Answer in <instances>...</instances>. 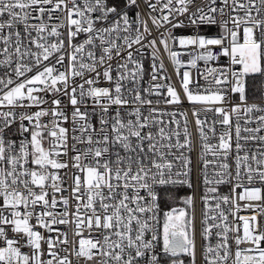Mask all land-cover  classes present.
Masks as SVG:
<instances>
[{
	"label": "snow or ice",
	"instance_id": "6c2138e0",
	"mask_svg": "<svg viewBox=\"0 0 264 264\" xmlns=\"http://www.w3.org/2000/svg\"><path fill=\"white\" fill-rule=\"evenodd\" d=\"M185 16L187 23L178 19ZM205 25L220 34H171ZM169 39L200 50L187 64L205 62L206 87L191 71L181 75L185 64ZM158 41L193 105L195 162L186 154L194 150L187 112L146 98L182 104L181 92L160 82L170 77L161 76ZM221 57L227 64L207 66ZM202 112L218 118L209 124ZM216 124L224 126L218 136ZM206 126L217 144L208 143ZM262 133L264 0H0V264H73V255L75 264L96 256L102 264H198L195 195L179 197L184 208L169 206L177 189L198 184L201 264H264L257 217L230 225L221 208L241 210L238 188L245 207L264 203V188L254 186L264 185ZM221 185L229 195L219 194ZM73 224L75 244L60 228Z\"/></svg>",
	"mask_w": 264,
	"mask_h": 264
},
{
	"label": "built area",
	"instance_id": "2783aa9c",
	"mask_svg": "<svg viewBox=\"0 0 264 264\" xmlns=\"http://www.w3.org/2000/svg\"><path fill=\"white\" fill-rule=\"evenodd\" d=\"M178 19H182L185 21V23H187V17H179ZM150 27H152V25H149ZM170 27V26H168ZM161 32H164L165 29H160ZM199 31L200 34L202 35H206L209 37H215L218 36L220 34V28L219 26H201L198 30L191 27V26H186V27H180V28H175V29H171V34L177 37L180 36H190V35H195L196 32ZM153 34L156 35L157 32L155 29H153ZM158 46L160 47V51L158 52V56L160 59L163 60L164 63V70L161 71V76L163 75H168L170 77V79L168 81H160L161 83H170L172 85H174L178 91L181 92V100H182V104L180 106H175V105H167L163 102V97L162 96H156V95H152V96H147L146 94V98L151 99L153 101V103L155 104L157 99L161 100V103L159 105H156L159 109L165 111V112H172V111H178V112H187L188 114V129L189 132L191 133V138L194 142V150L191 153H186L192 156L193 161L195 162L197 159V154L200 150V137H199V133H198V129L195 123V118L192 115V110H193V105L188 102L185 98H184V94L181 90V77L176 75L175 73V66L172 64L168 52H166L162 46L159 45V41H158ZM169 49L172 51H176L179 52L180 55V59L181 61L185 64V67L181 68L180 72L181 75L185 70L191 71L192 73V80L198 81L199 85L201 87H206L207 86V82L203 79V76L200 75L201 72L204 71L206 65L204 61H198L197 62V68H192L187 64V61L189 59H191V57L193 55L198 54V52L200 51L196 46H187V47H183L180 46L179 43L177 42L175 45L172 43L171 39H169ZM219 47H215L214 51L219 52ZM151 49H146L145 53H144V67H145V73H144V78L143 81H141V84L143 86V88H147L148 87V82L150 80V72H151ZM227 58L226 57H221L220 60L218 62H208V67H214V66H218V65H224L227 64ZM157 63H159V60L157 61ZM166 94V91L165 93ZM199 107V106H197ZM142 111H144L145 115H147V107H145L144 109H142ZM201 119H206L208 121L209 124H211L212 121L216 120L218 117L213 114L212 112H207L201 113ZM162 119L164 120H169L172 119L171 117L165 115L162 117ZM175 119L181 120V130L183 128V118L179 115H177L175 117ZM95 123V119L93 121ZM27 123V122H26ZM255 126V125H253ZM216 132H217V136L220 132L224 131V126L220 125V124H216ZM205 132L208 134L209 136V141L208 143L210 144H217L218 143V139L216 137L212 136V133L209 132L208 127H205ZM264 134V133H262ZM16 138V137H13ZM181 140H183V136H181ZM209 159H211L212 157L209 155L208 157ZM209 171L211 172V169H209ZM71 176V172H69V177ZM256 187H262L264 188V185H259L256 184L254 185ZM184 188H187L190 191V195H195V201H194V212H195V217H196V233H197V247H198V264H201V258L199 256V248L200 245L204 242L201 239L200 233L202 231V226H201V221L203 219V213L205 211V205L201 200V196L204 194V188L202 184H198L195 186L194 189H189L187 186H184ZM241 189H236V193H235V197H236V202L240 205L241 210L239 212H236L235 215L230 214L231 210H232V206L231 205H221V208L224 210L225 214L228 216V220L227 223L230 225H236V224H242V222L238 219L240 216H247V217H251V216H256L257 217V221L260 225V230L264 231V211H261L260 208L264 207V203H262L261 201H252L253 205H257L259 207H245V201H240L239 200V195L241 194ZM219 194L221 195H229L230 194V188L227 185H221L219 187ZM65 195H68V193H65ZM262 195H264V192H262ZM210 215H216L217 213L215 211L210 212ZM213 221H209V223H212ZM216 223H220L219 220L216 221ZM61 230L63 231H67L69 234V240L75 244L78 241V237H76L75 235V226L73 225H69L67 226V228H65V226L61 225L60 226ZM218 231V229H213V236L211 237V242L213 244L216 243L217 238L215 236V232ZM241 232H242V228H241ZM89 235L88 230L85 229L84 230V236L87 238ZM93 235L95 236L96 233H93ZM233 233L229 232V243H232L231 237H232ZM46 247V246H45ZM241 248H246V247H251L250 244H242L240 246ZM261 247H264V242L261 243ZM25 251H27V249H25ZM69 251H72V248H69ZM235 251V246L233 244V252ZM70 259L73 261V264H75L76 260L78 258H76L74 255L70 256ZM79 264H102V260L99 256L94 257L93 260L91 261H86L83 258L79 259ZM230 264V261H229Z\"/></svg>",
	"mask_w": 264,
	"mask_h": 264
},
{
	"label": "trees",
	"instance_id": "16d2710c",
	"mask_svg": "<svg viewBox=\"0 0 264 264\" xmlns=\"http://www.w3.org/2000/svg\"><path fill=\"white\" fill-rule=\"evenodd\" d=\"M176 191H177V198H176V200H175L174 202H169V206H170V207H172V206L174 207V205H181V204H183V203L179 200V197L190 195V191H189L187 188H184V187L179 188V189H177ZM182 208H183V207H182ZM165 210H167V209H165Z\"/></svg>",
	"mask_w": 264,
	"mask_h": 264
},
{
	"label": "rangeland",
	"instance_id": "374dc122",
	"mask_svg": "<svg viewBox=\"0 0 264 264\" xmlns=\"http://www.w3.org/2000/svg\"><path fill=\"white\" fill-rule=\"evenodd\" d=\"M173 207V206H172ZM174 207H177V208H184L185 207V205L184 204H181V205H174Z\"/></svg>",
	"mask_w": 264,
	"mask_h": 264
}]
</instances>
